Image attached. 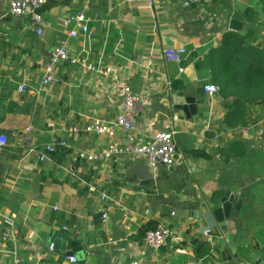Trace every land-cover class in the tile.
I'll return each instance as SVG.
<instances>
[{"label": "crops", "instance_id": "obj_1", "mask_svg": "<svg viewBox=\"0 0 264 264\" xmlns=\"http://www.w3.org/2000/svg\"><path fill=\"white\" fill-rule=\"evenodd\" d=\"M9 2L0 0V127L9 140L0 147V221L5 216L17 225L20 264H29L31 253L22 246L44 249L43 258L31 264H72L65 242L77 240L81 232L100 238L101 229L112 246L97 262L85 250V264H130L133 259L142 264H204L209 255L219 264H264V106L248 104L247 122L232 119L230 124L222 97L203 90L207 81L218 85L204 61L222 49L234 10L246 21L235 32L252 28V45L264 47V11L258 1L209 0L183 8L176 0H160L154 7L126 0H50L41 11L49 24L41 34L28 17L9 13ZM88 5V14L98 13L105 22L90 21L87 37L71 39V58L58 66L54 83L41 87L47 54L67 35L61 19ZM166 46L187 49L181 64L163 59L160 50ZM74 58L116 71L134 93L147 94L133 140L147 141L155 132L175 129V164L154 171L143 158L78 157L82 150L97 151L110 140L120 141L124 133L118 129L116 136L107 137L85 131L95 118L115 121L122 100L108 78L86 72ZM22 82L28 85L25 92L18 91ZM170 89L194 96L198 114L187 119L175 110L173 118L162 96ZM73 126L79 133L69 130ZM29 127L31 142H25ZM57 137L68 144L45 161L30 151ZM188 167L196 183L191 175L186 177ZM185 180L186 189L194 190V203L173 193V185ZM226 190L243 192L245 200L236 255L214 230L210 216L197 215L199 202ZM102 194L108 199L102 200ZM152 221L169 225L180 242L157 252L146 247L141 230ZM207 228L212 229L210 236L203 235ZM75 255L79 263L83 256ZM0 264H13V256L0 251Z\"/></svg>", "mask_w": 264, "mask_h": 264}, {"label": "built area", "instance_id": "obj_2", "mask_svg": "<svg viewBox=\"0 0 264 264\" xmlns=\"http://www.w3.org/2000/svg\"><path fill=\"white\" fill-rule=\"evenodd\" d=\"M50 0H10L9 13L16 16L28 17L30 23L36 28L38 34L42 33V29L49 25L42 16V9L49 3ZM129 3L134 1L144 2L147 5L154 7L160 0H126ZM183 8H191L195 5L209 2V0H176ZM91 6H86L82 11L75 14H69L63 17L60 21V27L65 30L66 37L59 38L54 47L49 50L47 54V60L44 64V72L41 78V87L52 84L56 81V72L58 66L65 60L71 58L70 46L71 39L79 37L81 34L88 36L89 34V22L102 20L98 13L88 14L91 11ZM149 52L151 56H154V50L152 47H147L145 50ZM187 49L184 46H166L162 47L160 54L165 61H173L181 64L184 55H186ZM72 62L80 63L84 70L97 71L110 80L114 91L122 100L121 109L117 115L115 121L105 122L101 119L95 118V120L85 127L86 132L95 133L100 136L114 137L117 134V130L121 129L123 137L120 141L110 140L104 145L103 148L97 151L82 150L78 153V157L83 160L89 161H108L114 159H121L123 157H129L132 159L143 158L147 162V165L154 171L159 169V166H172L178 159V148L176 141L175 129L164 130L155 132L154 135L147 141L133 140L134 132L137 129L136 117L138 114L144 112L147 108L148 97L145 92L134 93L126 77L120 75L116 71L106 70L101 65H95L88 62L86 59H72ZM139 61V57L137 61ZM141 61V60H140ZM182 66V65H180ZM183 71V67H180ZM28 89L26 82L20 83L18 87L19 92H25ZM203 90L211 97L218 93L219 87L214 82L207 81L203 84ZM2 128L0 127V130ZM31 127L23 135L25 142H31L30 131ZM69 130L74 134L79 133L77 126L70 127ZM9 140L5 133L0 132V147L8 145ZM67 142L62 137L47 142L41 150L31 148L30 151H35L41 161L48 159L50 155H53L58 149H64L67 146ZM108 196L102 194V200H107ZM123 216L129 220H133L132 215L127 211L123 212ZM108 215L103 213V219H107ZM64 229L66 227L64 226ZM17 225L15 221L9 217L3 218L0 221V251L10 253L13 256V264H20L22 262L21 255H19V244L17 243ZM212 233L211 228L204 230V236H210ZM180 237L176 234L175 230L165 223H158L155 228L149 229L144 236V244L146 247L153 251H158L162 246L171 244H178ZM213 245V244H211ZM22 246V245H21ZM56 243L52 241L49 244V249L53 251ZM24 249L29 250L28 262L39 261L43 258L44 249L40 246H22ZM213 251V249H212ZM211 251V252H212ZM66 259L72 264H78V258L75 254H66ZM130 264H142L138 259H133ZM204 264H219V262L209 255Z\"/></svg>", "mask_w": 264, "mask_h": 264}, {"label": "trees", "instance_id": "obj_3", "mask_svg": "<svg viewBox=\"0 0 264 264\" xmlns=\"http://www.w3.org/2000/svg\"><path fill=\"white\" fill-rule=\"evenodd\" d=\"M257 1L264 11V0ZM254 36L252 28L245 34L227 31L222 36V49L204 61L219 85L218 94L227 108L226 118L230 119V124L232 119L247 122L244 114L248 104L264 106V47L252 45ZM0 132L5 133L3 128ZM157 224L152 221L144 226L141 237Z\"/></svg>", "mask_w": 264, "mask_h": 264}, {"label": "water", "instance_id": "obj_4", "mask_svg": "<svg viewBox=\"0 0 264 264\" xmlns=\"http://www.w3.org/2000/svg\"><path fill=\"white\" fill-rule=\"evenodd\" d=\"M245 23L246 21L244 17L238 11L234 10L229 22V28L232 31H240ZM162 96L165 108L169 110L173 118L175 110L182 111L187 119L198 114L199 102L194 96L186 95L179 90L172 89L164 92ZM188 174L191 175L193 181L196 183L194 173H192L189 167L188 172H186V177ZM186 188L187 180H185L184 183H179V185H173V193L176 197L189 199L188 204L194 203V190L188 191ZM244 203L243 192H231V190H226L223 194L213 195L210 201L206 200L199 202V209L197 210L198 217L210 216L214 222V230L219 233L225 246L235 255L238 246L237 235L240 230L239 222L242 219V217L239 216V213ZM234 213L237 215H234ZM80 241L81 244L79 243ZM112 242L113 240H109V234H107L105 229H101L100 238L91 237L88 234L81 232L77 240L65 242L69 247L66 254L70 255L82 252L83 259L80 260L78 264H85L84 252L85 250H88L90 251L91 259L97 262L100 260V253L103 252L104 249L110 250ZM58 247L63 248V243L61 245L58 244Z\"/></svg>", "mask_w": 264, "mask_h": 264}, {"label": "rangeland", "instance_id": "obj_5", "mask_svg": "<svg viewBox=\"0 0 264 264\" xmlns=\"http://www.w3.org/2000/svg\"><path fill=\"white\" fill-rule=\"evenodd\" d=\"M81 255H82V252H80L78 256H81Z\"/></svg>", "mask_w": 264, "mask_h": 264}]
</instances>
